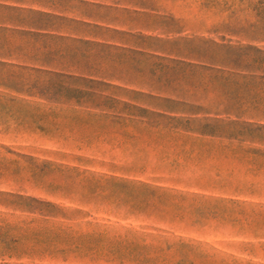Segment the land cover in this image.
<instances>
[{
  "label": "rangeland",
  "instance_id": "1",
  "mask_svg": "<svg viewBox=\"0 0 264 264\" xmlns=\"http://www.w3.org/2000/svg\"><path fill=\"white\" fill-rule=\"evenodd\" d=\"M0 264H264V0H0Z\"/></svg>",
  "mask_w": 264,
  "mask_h": 264
}]
</instances>
